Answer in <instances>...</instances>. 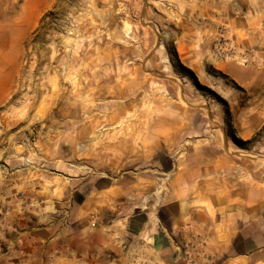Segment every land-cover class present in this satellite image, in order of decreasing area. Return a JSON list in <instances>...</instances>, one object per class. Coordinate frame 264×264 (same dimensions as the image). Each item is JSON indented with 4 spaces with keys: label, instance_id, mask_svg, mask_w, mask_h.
Here are the masks:
<instances>
[{
    "label": "rangeland",
    "instance_id": "1",
    "mask_svg": "<svg viewBox=\"0 0 264 264\" xmlns=\"http://www.w3.org/2000/svg\"><path fill=\"white\" fill-rule=\"evenodd\" d=\"M203 4L0 0V200L24 181L75 190L98 169L152 176L168 158L203 157L231 160L225 173L257 184L264 202V73L242 85L215 66L214 44L185 50Z\"/></svg>",
    "mask_w": 264,
    "mask_h": 264
},
{
    "label": "crops",
    "instance_id": "2",
    "mask_svg": "<svg viewBox=\"0 0 264 264\" xmlns=\"http://www.w3.org/2000/svg\"><path fill=\"white\" fill-rule=\"evenodd\" d=\"M203 5L205 22L185 50L195 49L196 42L213 45L222 27L236 49L254 59L246 66L227 61L215 66L242 85L259 81L264 0H204ZM8 75L0 73V100L9 93ZM168 159L170 169H156L159 174L152 176L154 168L98 169L82 176L75 190L56 192L35 180L7 188L21 195L0 200V264H175L177 246L192 234L207 239L211 264H264L258 185L250 186L242 173H225L235 164L226 158ZM15 177L7 171L2 180Z\"/></svg>",
    "mask_w": 264,
    "mask_h": 264
},
{
    "label": "built area",
    "instance_id": "3",
    "mask_svg": "<svg viewBox=\"0 0 264 264\" xmlns=\"http://www.w3.org/2000/svg\"><path fill=\"white\" fill-rule=\"evenodd\" d=\"M224 28H220V35L215 40L212 55L216 60L221 61H238L247 65L254 59L253 55L239 52L232 39L224 36ZM206 238L195 234L191 235V239L186 244V248L182 251L181 256L175 257V264H208L211 259L206 256L205 246ZM180 249V248H178Z\"/></svg>",
    "mask_w": 264,
    "mask_h": 264
}]
</instances>
